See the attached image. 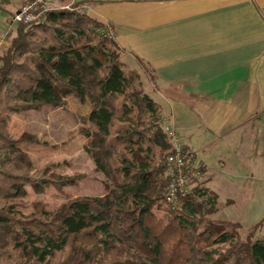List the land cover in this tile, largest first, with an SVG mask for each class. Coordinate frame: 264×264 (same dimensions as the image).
<instances>
[{
    "label": "trees",
    "instance_id": "16d2710c",
    "mask_svg": "<svg viewBox=\"0 0 264 264\" xmlns=\"http://www.w3.org/2000/svg\"><path fill=\"white\" fill-rule=\"evenodd\" d=\"M14 1L0 0L8 17L7 48L0 50V264H264V239L253 236L262 221L242 238L239 224L208 218L218 197L194 153L185 157L188 172L201 179L167 205L170 218L153 211L164 199L172 144L161 107L141 89L140 74L125 69L111 25L73 0H54L64 6L30 23L12 22L33 0H17L16 11L7 12ZM83 95L95 128L91 158L108 178L104 197L68 199L53 210L18 200L29 186L63 193L73 180L36 169L20 148L26 141L9 135V116L64 109L67 98L83 102ZM28 208L29 215L20 212ZM214 245H222L220 252L209 250Z\"/></svg>",
    "mask_w": 264,
    "mask_h": 264
},
{
    "label": "crops",
    "instance_id": "0c3cea01",
    "mask_svg": "<svg viewBox=\"0 0 264 264\" xmlns=\"http://www.w3.org/2000/svg\"><path fill=\"white\" fill-rule=\"evenodd\" d=\"M73 1L111 25L124 64L152 71L159 100L149 96L164 124L193 131L207 148L222 147V177L264 201V0ZM202 163L209 188L216 176Z\"/></svg>",
    "mask_w": 264,
    "mask_h": 264
},
{
    "label": "rangeland",
    "instance_id": "374dc122",
    "mask_svg": "<svg viewBox=\"0 0 264 264\" xmlns=\"http://www.w3.org/2000/svg\"><path fill=\"white\" fill-rule=\"evenodd\" d=\"M15 3L18 1L6 6L7 12L16 11L18 5ZM53 6L61 8L64 5L54 2ZM7 18L4 12H0V50L7 48V44L3 41V36L8 28ZM73 63L71 61L72 66H74ZM125 69L138 72L141 89L151 95L155 101L159 100L151 92L150 81H152L153 75L145 65H137L136 69L130 64H125ZM75 74L80 75L78 71ZM83 96L85 98L83 102L67 98L64 109L43 108L39 112H21L9 116L8 133L15 139L26 141L20 148L31 156L35 168L40 170L47 166V174L51 178L73 180L63 193H58L50 187L29 186L21 192L18 200L28 203L40 201L45 203L49 210H53L68 199L81 196L104 197V186L108 183V178L96 169L91 158L90 142L93 139L95 128L87 121L91 106L86 101V96ZM170 124L171 122H169ZM179 131L176 130L179 137L181 138L182 135L183 140L188 143L187 145L192 150H196L194 152L196 161L206 163L213 170V175L216 176L217 182L214 181L209 185V188L218 195V206L216 212L207 214L208 218L212 221L239 224L242 238L251 233L252 228L262 221L258 228L254 229L253 236L264 239V201L255 197L254 193L249 195L247 193V196H243L241 185L233 184L226 176L222 177L221 172L224 173V171L219 167V161H225L224 154L226 152L220 146L205 147L199 142L201 140H197L196 136H193V131L186 132V134H180ZM221 178L223 181L229 182L230 187L226 188L223 184L218 186L217 183ZM261 194L264 196V192ZM153 211L159 219L170 218L168 207L162 202L156 204ZM20 212L29 215L31 209L20 210ZM202 230L199 229L198 232H202ZM192 237L193 234L190 235L189 241L192 240ZM221 247L222 245H214L209 250L216 254L220 252ZM193 261H195L194 258ZM199 264H204V259H201Z\"/></svg>",
    "mask_w": 264,
    "mask_h": 264
},
{
    "label": "built area",
    "instance_id": "2783aa9c",
    "mask_svg": "<svg viewBox=\"0 0 264 264\" xmlns=\"http://www.w3.org/2000/svg\"><path fill=\"white\" fill-rule=\"evenodd\" d=\"M54 0H33L25 4L12 18V22L30 23L39 18L42 12L53 9ZM164 132L170 138L172 144V152L166 158L167 170L166 178L167 183L163 191L162 203L167 206L169 204L178 203L185 198L190 192L193 181L200 180V172H188L186 156L188 152L183 149V143L176 130L165 124Z\"/></svg>",
    "mask_w": 264,
    "mask_h": 264
}]
</instances>
